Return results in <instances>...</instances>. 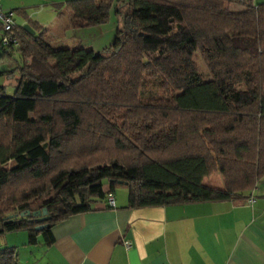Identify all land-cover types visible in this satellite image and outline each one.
Here are the masks:
<instances>
[{
  "label": "trees",
  "instance_id": "16d2710c",
  "mask_svg": "<svg viewBox=\"0 0 264 264\" xmlns=\"http://www.w3.org/2000/svg\"><path fill=\"white\" fill-rule=\"evenodd\" d=\"M112 10L121 27L102 52L50 45L29 19L33 34L13 27L18 78L11 94L0 86V234L49 244L53 225L118 185L127 208L239 203L264 175V2L66 0L60 13L79 29ZM216 172L222 188L202 183ZM0 264H17L13 246L0 248Z\"/></svg>",
  "mask_w": 264,
  "mask_h": 264
},
{
  "label": "crops",
  "instance_id": "0c3cea01",
  "mask_svg": "<svg viewBox=\"0 0 264 264\" xmlns=\"http://www.w3.org/2000/svg\"><path fill=\"white\" fill-rule=\"evenodd\" d=\"M64 1L0 0V6L13 11L16 26L29 19L44 29L50 45H91L92 34L87 36L94 27L68 28V15L60 13ZM101 34L98 28L96 38ZM216 174L202 183L222 188ZM112 195L114 207L98 201L53 225L49 244L30 245L25 231H11L0 234V248L13 246L17 264H264V175L247 193L250 204L244 199L127 208L126 192L114 187Z\"/></svg>",
  "mask_w": 264,
  "mask_h": 264
},
{
  "label": "rangeland",
  "instance_id": "374dc122",
  "mask_svg": "<svg viewBox=\"0 0 264 264\" xmlns=\"http://www.w3.org/2000/svg\"><path fill=\"white\" fill-rule=\"evenodd\" d=\"M263 1L264 0H252L253 3L255 2L262 3ZM230 9L238 10L239 8H236L232 5ZM93 27H94L93 31H91V33H89L88 36H87L88 33L84 34L82 33V31H79L80 32L79 36L86 35L87 37L91 38L90 36L92 34L93 38H91L92 40L89 41L90 43L92 42V44L90 45L89 43H85L87 46H83V47L90 48L94 52H102L103 48L109 47L110 44L113 42L116 29L121 27V21H120V18L117 17L114 14V11L112 10L109 20L105 24L99 25V27L97 26H93ZM98 28L102 34L96 38V35L98 34ZM8 51L10 55L9 58H0V71L4 70L6 72V73L4 72L0 74V86L2 87L3 92L5 94H11L13 92L14 86L18 78V70L16 68V65L17 63H20L19 54L16 51V48H14L13 50H8ZM194 61L196 62V65L199 71L204 76H207L206 67L198 54L194 56ZM209 78L210 77H208L207 79ZM25 113H26V117H20V115L14 114V119L23 120V121H31L33 119L31 112H25ZM214 174L216 173H213L210 178H213L214 176L217 177V174L216 175ZM107 187H108V182L103 180L102 188L106 190ZM117 190L118 192L119 191L126 192V188L120 185L115 187V192H117Z\"/></svg>",
  "mask_w": 264,
  "mask_h": 264
},
{
  "label": "built area",
  "instance_id": "2783aa9c",
  "mask_svg": "<svg viewBox=\"0 0 264 264\" xmlns=\"http://www.w3.org/2000/svg\"><path fill=\"white\" fill-rule=\"evenodd\" d=\"M252 2V0H247ZM13 11L3 10L0 6V46L8 50H13L16 48V38L13 35V27L15 26ZM107 205L109 207H114V199L112 195H108L106 198ZM252 202V197L249 196L245 199V203L250 204ZM123 245L125 248L130 246L129 241H124Z\"/></svg>",
  "mask_w": 264,
  "mask_h": 264
},
{
  "label": "water",
  "instance_id": "95a60500",
  "mask_svg": "<svg viewBox=\"0 0 264 264\" xmlns=\"http://www.w3.org/2000/svg\"><path fill=\"white\" fill-rule=\"evenodd\" d=\"M23 29H25L26 31H28V32H30L31 34H33L34 33V31L28 26V24H23L22 26H21ZM3 54V49H2V47L0 46V55H2ZM119 183H120V181H118ZM33 214H36V215H42V216H40V217H38L36 220L37 221H40V220H44L45 218H47V216H46V210H45V208H43V209H41V211H35V212H33ZM9 217H11V216H9Z\"/></svg>",
  "mask_w": 264,
  "mask_h": 264
}]
</instances>
